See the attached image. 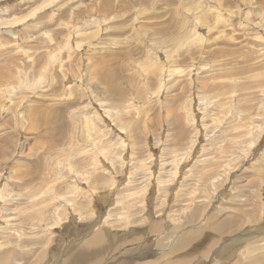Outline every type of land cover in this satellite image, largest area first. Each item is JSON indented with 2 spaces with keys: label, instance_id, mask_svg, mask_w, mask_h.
I'll use <instances>...</instances> for the list:
<instances>
[{
  "label": "rangeland",
  "instance_id": "obj_1",
  "mask_svg": "<svg viewBox=\"0 0 264 264\" xmlns=\"http://www.w3.org/2000/svg\"><path fill=\"white\" fill-rule=\"evenodd\" d=\"M196 233L186 264H264V0H0V264Z\"/></svg>",
  "mask_w": 264,
  "mask_h": 264
},
{
  "label": "bare ground",
  "instance_id": "obj_2",
  "mask_svg": "<svg viewBox=\"0 0 264 264\" xmlns=\"http://www.w3.org/2000/svg\"><path fill=\"white\" fill-rule=\"evenodd\" d=\"M100 237H101V235L96 234V235L92 236L89 240L83 242L82 246L79 248L77 253L78 254H84V255L85 254H95L96 251H98L97 253H100L102 250H105L106 246L104 245V242ZM189 237L196 239V242L192 247L193 254H195V255L203 254L204 255L206 252V246H208V240L204 239L205 237L202 234L203 240L198 242L200 235H198L196 233V234H193L192 236L181 237L178 244L171 251H169L167 253L168 258L161 264H186L189 261V257H187L183 254L180 255V252L189 247V243H188ZM215 243L216 242H214L213 244H215ZM104 253H105V251H104ZM94 263L96 264V262H93V264Z\"/></svg>",
  "mask_w": 264,
  "mask_h": 264
}]
</instances>
